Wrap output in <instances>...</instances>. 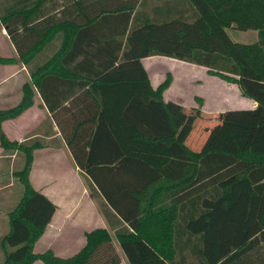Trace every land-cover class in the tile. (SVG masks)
<instances>
[{
	"label": "trees",
	"instance_id": "trees-1",
	"mask_svg": "<svg viewBox=\"0 0 264 264\" xmlns=\"http://www.w3.org/2000/svg\"><path fill=\"white\" fill-rule=\"evenodd\" d=\"M174 5L184 11L175 14ZM2 25L32 79L19 104L0 109V145L25 155L17 172L24 193L9 213L2 264H124L103 227L87 232L71 256L34 251L56 210L31 183L34 151L57 139L10 140L2 126L33 105L34 84L91 190L102 196L129 264H264V0H0ZM229 28L258 37L232 41ZM155 55L206 66L255 99L254 110L221 115H241L238 133L247 144L188 145L178 107L163 98L170 74L156 89L146 72L103 78L119 62ZM15 61L0 55V63ZM102 127L116 155L99 160ZM160 189L169 191L165 201L155 200Z\"/></svg>",
	"mask_w": 264,
	"mask_h": 264
},
{
	"label": "crops",
	"instance_id": "crops-1",
	"mask_svg": "<svg viewBox=\"0 0 264 264\" xmlns=\"http://www.w3.org/2000/svg\"><path fill=\"white\" fill-rule=\"evenodd\" d=\"M152 2L156 4L157 0H152ZM173 10L175 14H180L184 11V7L174 5ZM187 13L184 14L187 15ZM0 38L2 41L8 40L9 55L6 57L16 59L14 63H0V109H8L19 104L24 95V84L32 81V79L28 67L20 61L17 50L3 25L0 29ZM142 61L146 63L145 66H151L147 69V77L155 89L165 81L168 73H172L173 79L164 91L163 98L166 103L176 104L178 107L185 108L186 111L190 108H200L204 113L216 117L223 111L254 110L258 105L253 98L242 95L243 92L236 82L210 73L206 66L162 55L146 57ZM123 63L125 62L117 63L103 74V78L116 80L126 76L125 72L118 69ZM162 72H165V77L161 74ZM34 90L33 105L19 116L4 120L2 126L10 139L22 140L30 136L57 139L56 142L52 141L48 146L34 151L30 180L37 190L47 195L56 205L55 213L44 233L49 230L58 235H67V231L71 227L79 232L76 234L82 232L81 235H77L82 237L80 240L73 239L69 243L66 242L65 247L68 253L59 254L55 252L59 256L67 257L75 254L85 245L87 232L103 227L107 228L113 235L114 228L108 225L103 215L101 209L102 196L91 190L90 180L76 164L65 139L55 124L52 113L35 84ZM231 96L240 97L244 105L239 107L232 105ZM100 134L101 143L98 145V159L115 157L116 151L112 150V147L110 148L111 143L108 140L109 133L106 128L102 127ZM83 203L84 207H82ZM82 209H85V212L81 213ZM99 210L103 215L104 223L97 213ZM92 214L94 216L91 219ZM114 244L117 243L114 241ZM120 249L117 247L119 254ZM120 256L122 258L121 254ZM122 262L129 264L127 259L125 262V259L122 258Z\"/></svg>",
	"mask_w": 264,
	"mask_h": 264
},
{
	"label": "rangeland",
	"instance_id": "rangeland-1",
	"mask_svg": "<svg viewBox=\"0 0 264 264\" xmlns=\"http://www.w3.org/2000/svg\"><path fill=\"white\" fill-rule=\"evenodd\" d=\"M226 32L232 41L249 42L257 37V31L255 30L243 31L228 29L226 30ZM7 44L8 40L2 41V39L0 38V55H5L4 57H6V55H9V48L7 47ZM145 64L146 63L143 62L142 59L132 60L124 63L123 66L120 67V69L128 73L129 75L132 74L133 76L139 77L143 76L144 72H146L147 74V69L149 67L151 68L150 65L147 67L145 66ZM161 74L164 77L166 76L164 75L165 72H162ZM169 74L173 79L172 73H168V75ZM166 79L167 78H165L164 80ZM242 95L245 94L242 93ZM230 98L233 100L232 105H236L237 107H239L240 105H244L240 97L231 96ZM173 105L175 107H178L176 106V104ZM189 110L190 111H186L183 107H178L176 109L173 108L176 121L179 124V132L181 133V138L189 143L188 145H190L192 148L200 150L207 146L221 145L227 147L229 146L230 148L232 147L234 149H241L244 145L247 144L248 137H246V133H238L239 129L241 128V115H232L230 116L232 118L226 117L227 119H230V121H228L225 116L221 115L228 112L229 110L223 111L221 114L217 115L219 117H210L208 113H204V111H202L200 108H190ZM234 111H240V109ZM252 120V116L249 115V121H251V123L253 122ZM229 128L235 129V132L230 134V132H227ZM220 129H222L221 132H219L221 133V137L217 139V137L219 136L217 131H220ZM213 131H216V133H213ZM213 136H215V138H213ZM22 140L16 141L20 142ZM0 147L2 148V150L0 151V264H2L7 255V251L10 249V246H8L7 243L2 245V239L7 235L10 228L9 213L17 206L24 193V184L20 180L17 172L20 171L24 166L25 155L22 152L18 151H7L1 145ZM168 193L169 191H161L160 189L158 191V197H155V200L163 199L165 201ZM82 207H84V203ZM82 212H85V209L81 211V213ZM97 213L99 214L101 221L104 223V218L100 210ZM93 216L94 214H92L91 219L93 218ZM72 228L73 227H71V229H68L67 235H58L55 234L54 231L51 232L48 230V232L44 233L36 242L34 251L42 252L46 250V248H53L54 250H52L59 254L68 253L66 252L67 248L65 247L66 242L68 241L69 243L73 239L80 240L82 238L81 236H77L81 235L82 232L80 231V234H76L79 232L76 229ZM112 236L114 238V241L117 243L116 245L118 249H120L114 233ZM11 249L13 250L15 248ZM119 251L122 255V258L125 259L126 262V258L122 250L120 249ZM35 264L44 263L42 260H38Z\"/></svg>",
	"mask_w": 264,
	"mask_h": 264
}]
</instances>
